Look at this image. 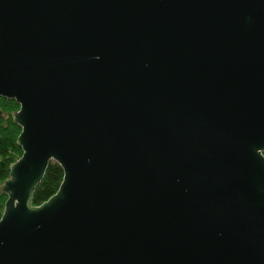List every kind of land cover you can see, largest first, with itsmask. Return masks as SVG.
Returning <instances> with one entry per match:
<instances>
[{
    "label": "water",
    "instance_id": "water-1",
    "mask_svg": "<svg viewBox=\"0 0 264 264\" xmlns=\"http://www.w3.org/2000/svg\"><path fill=\"white\" fill-rule=\"evenodd\" d=\"M1 98L0 264H264V0H0Z\"/></svg>",
    "mask_w": 264,
    "mask_h": 264
},
{
    "label": "trees",
    "instance_id": "trees-1",
    "mask_svg": "<svg viewBox=\"0 0 264 264\" xmlns=\"http://www.w3.org/2000/svg\"><path fill=\"white\" fill-rule=\"evenodd\" d=\"M0 107L3 111L0 117V218L3 213L4 204L7 199L2 194L1 186L9 177L10 166L22 155L21 148L17 145V138L21 128L13 122L12 114L18 110L19 106L13 100L0 99ZM63 178L61 167L50 162L43 180L36 187L33 204L40 205L54 195Z\"/></svg>",
    "mask_w": 264,
    "mask_h": 264
},
{
    "label": "rangeland",
    "instance_id": "rangeland-1",
    "mask_svg": "<svg viewBox=\"0 0 264 264\" xmlns=\"http://www.w3.org/2000/svg\"><path fill=\"white\" fill-rule=\"evenodd\" d=\"M19 109V108H18Z\"/></svg>",
    "mask_w": 264,
    "mask_h": 264
}]
</instances>
